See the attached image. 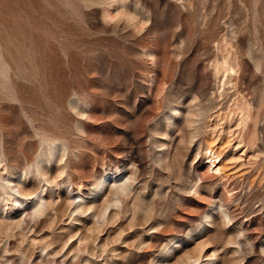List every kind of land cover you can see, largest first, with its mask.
<instances>
[{
	"label": "rangeland",
	"instance_id": "374dc122",
	"mask_svg": "<svg viewBox=\"0 0 264 264\" xmlns=\"http://www.w3.org/2000/svg\"><path fill=\"white\" fill-rule=\"evenodd\" d=\"M0 264H264V0H0Z\"/></svg>",
	"mask_w": 264,
	"mask_h": 264
},
{
	"label": "bare ground",
	"instance_id": "6f19581e",
	"mask_svg": "<svg viewBox=\"0 0 264 264\" xmlns=\"http://www.w3.org/2000/svg\"><path fill=\"white\" fill-rule=\"evenodd\" d=\"M215 161H211V166H214V168H216L217 167V165H215Z\"/></svg>",
	"mask_w": 264,
	"mask_h": 264
}]
</instances>
